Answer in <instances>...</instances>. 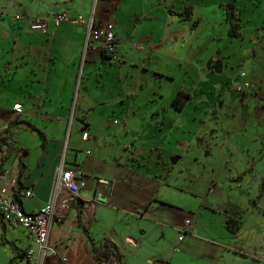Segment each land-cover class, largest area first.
Listing matches in <instances>:
<instances>
[{
	"label": "crops",
	"instance_id": "obj_1",
	"mask_svg": "<svg viewBox=\"0 0 264 264\" xmlns=\"http://www.w3.org/2000/svg\"><path fill=\"white\" fill-rule=\"evenodd\" d=\"M92 1L29 0L33 9L26 4L17 7L20 14L0 12V187L14 186L18 179L22 186L17 192L20 208L25 213H31L53 200L54 179L61 164L65 168H73L81 184L75 197L66 188L58 191L54 217L47 236V247L51 252L45 253L41 264H106L98 262L94 257L85 226H88L89 233L96 240L104 236L111 238L123 251L125 264H153L159 260L174 264H199V256L192 258L193 249L217 245L223 249L209 260L205 256L204 264H239L237 256H250L236 249L231 251L227 240L203 238L199 240L200 243H195L192 239L194 236L191 239L184 236L179 238L183 231H186L184 235L196 233L199 225L193 219V208H180L176 212L174 190L177 188L170 185L168 180L169 162L176 155L184 154L181 145L192 140L188 134L192 133L190 125L184 119L186 110L189 107H192L191 111L203 108L206 113H210V108L216 107L221 101L222 94L206 95L204 91L207 89H203L200 78L192 87L189 85L188 70L180 69L173 73L162 66V62L155 64L150 60L151 56L160 53V48L163 49L160 45L162 38L167 44L175 38L200 33L204 26L202 22L208 23L202 12L204 6H195L194 3L199 0H182L181 7L174 9L172 5L166 6L169 0H160L161 8L153 6L148 13L142 14V19L135 22L131 21V17H128V21H122L116 14L114 33L120 59L113 62L105 58L101 43L92 39L87 47L91 49L89 61L95 62L98 58L103 64H120L124 56L123 48L127 46L145 54L146 60L141 65L149 72L144 79L145 84L140 83L138 93L147 91L143 88L146 85L150 94L143 95L144 100L140 102L142 124H128L125 119H121V115L114 116L115 112L111 109L107 112L101 109L91 114L86 111L87 107L95 109L97 104L105 100L91 102L87 99L78 104V109L74 108L66 140L80 55L88 34L85 23L91 19L96 25L110 21L91 13ZM118 1L131 3L137 0ZM227 1H233L240 11V2ZM161 2L165 3L163 7ZM249 2L253 6L252 11L256 12V5L262 0ZM220 3L211 5V8L217 6L221 11ZM185 5L192 8V15L189 20L181 21L175 12L181 11ZM159 9L158 14L154 13ZM56 12H66L70 18L80 16V22L54 25L48 20L45 31L28 29L31 16L45 18ZM17 14L22 16L19 20L14 19ZM174 20L184 25L178 26ZM145 21L151 22L155 28L143 29ZM244 23L242 17L243 37L235 40L228 36L222 37L197 72L198 76L212 74L211 80L214 85H218L219 90L223 83L214 78V70L209 66L210 59L219 60L218 66L221 67V73L225 74L226 81L231 80L233 75H239L238 66L234 67L229 62L236 51L242 55L243 44H237L248 37L246 31L249 37L254 33L249 28L245 29ZM172 28H181L183 32L175 34ZM210 33L211 38L216 40V34L213 31ZM137 38L139 42L135 41ZM184 82L186 89L183 88ZM165 83L167 94L163 88ZM179 90L191 95L181 110L171 104ZM16 103L21 105L20 112L13 109ZM84 132L89 133L87 139L82 138ZM65 141L66 153L62 157ZM11 147H20L26 151L21 157V170L18 152ZM2 156H5L3 161ZM26 190L31 193L29 197L23 196ZM91 211L93 215L89 219L90 223H87L86 213ZM185 219H191V226L187 230ZM155 227L179 234L175 246L178 250L174 247L175 252L179 248L182 252L178 261L174 260L177 253H173L170 258L147 256L143 261L144 239L154 234ZM2 232L3 237L18 250L25 253L27 249H32L30 260L36 258L38 248L24 229L0 218V264H4L6 257L12 255L11 251L6 254L3 249L7 244L1 242ZM18 259H21L20 262H17ZM26 260L24 257L17 258L12 264H26Z\"/></svg>",
	"mask_w": 264,
	"mask_h": 264
},
{
	"label": "rangeland",
	"instance_id": "obj_2",
	"mask_svg": "<svg viewBox=\"0 0 264 264\" xmlns=\"http://www.w3.org/2000/svg\"><path fill=\"white\" fill-rule=\"evenodd\" d=\"M181 1L169 0L166 6L172 5V8L179 9ZM220 1L226 2V0L195 2L196 7L204 6L202 12L208 19V23L202 22L204 26L200 33L175 38L167 44L162 38L160 45L163 49L160 48V53L150 58L155 64L162 62L161 65L173 73H177L180 69L188 70L189 85L192 87L200 78L203 89H207L204 94H222L221 101L216 107L210 108V113H206L203 108L191 111L192 107H189L186 110L184 119L190 125L192 133L188 134L192 136V140L186 145H181L184 154L176 155L169 162L168 180L170 185L177 188L174 190L176 212H179L180 208L184 210L193 208V219L199 225L196 233L184 235L181 232L180 237L191 239L194 236L192 239L195 243H200L199 240L203 238L227 240L231 251L236 249L257 259L239 255L237 256L239 264H264V192L257 198L261 182L264 181V8L262 7L264 0L256 5V12L252 11L253 6L249 0H243L245 4L242 0H236L240 2L244 28H249L254 33L249 37V32L246 31L248 37L237 44L238 46L243 44L242 55H238L240 51H236L231 55L230 60H232L229 63L234 67L238 66V71L244 72L246 76L233 75L230 77L231 80L226 81L225 74L213 71L216 81L223 83L219 90L218 85H214L211 80L212 74L198 76L197 72L209 58L213 48L219 44L218 41L227 36V24L222 10L220 11L217 6L211 8V5ZM254 1L257 3L261 0ZM26 4L33 9L29 0H0V12L20 14L17 7ZM161 4L163 7L165 3L161 2ZM153 6L161 8L160 0H137L131 3H121L118 0H93L91 13L93 15L96 13L97 16L113 23L116 14L122 21H128V17H131V21L135 22ZM165 11L167 12L166 8ZM159 12L160 9L155 10L154 13ZM175 16L178 18V15ZM174 24L184 25L176 20ZM143 27V29L155 28L149 21H145ZM172 30L175 34L183 32L181 28H172ZM211 31L216 34V40L211 38ZM135 41L139 42L138 38ZM86 47L85 40L80 55L66 140L69 137L74 108L87 99L91 102L105 100L104 103L97 104L95 109L91 106L87 107L86 111L91 114H96L101 109H105L106 112L111 109L115 112L114 116L121 115V119H125L128 124L134 123L133 126H140L142 124L140 102L144 100L143 95L150 94L146 85H143V88L147 91L138 93L140 83L145 84L144 79L149 72L141 65L146 60L145 54L127 46L123 48L124 56L120 64H103L98 58L95 62L89 61L91 49ZM208 69L207 67L206 70ZM193 75L196 76L192 78ZM246 79L256 89L247 92L236 91L234 85H242ZM164 87V93L167 94V83ZM183 88L186 89L185 82ZM131 94L135 96L132 97ZM66 147L67 141L62 157L65 156ZM256 198L255 204L253 201ZM226 214H232L242 220V227L236 234L227 232L223 227ZM178 235L177 232L163 231L155 227L154 234L144 239L143 261L145 262L147 256L170 258L173 253H177L174 260L178 261L182 256L180 248L177 252L174 250ZM3 249L6 254L11 251L8 245L3 246ZM221 249L223 248L218 245L195 247L192 258L199 256L201 258L199 264H204L205 256H208L207 260H209L218 255ZM20 260L18 259L17 262ZM8 261L9 257H6L4 264H8Z\"/></svg>",
	"mask_w": 264,
	"mask_h": 264
},
{
	"label": "built area",
	"instance_id": "obj_3",
	"mask_svg": "<svg viewBox=\"0 0 264 264\" xmlns=\"http://www.w3.org/2000/svg\"><path fill=\"white\" fill-rule=\"evenodd\" d=\"M21 18L20 15H14V19ZM69 15L65 12L54 13L51 17H37L33 16L28 22V29L32 31H45L47 27L48 20H51L54 25H59L60 23L67 21ZM74 23L80 22V16L77 18H72ZM86 26L88 29L87 38L91 36L93 39L101 43L102 51H104L108 60L116 62L120 58L117 55L116 49V37L114 33V23L112 21H106L95 25L91 20L86 21ZM52 34V33H51ZM244 76V73H241ZM253 87L252 84L248 82H243L242 85H235L236 90H241L243 88ZM21 105L16 103L13 104V109L16 112H20ZM89 133L84 132L82 134L83 139H87ZM77 172L73 168H65L61 164L57 168L56 177L54 179V198L47 204L39 208L35 212L25 213L22 211L20 206L12 199L10 186L0 187V218L3 221L12 222L20 225L25 234L36 244L38 248V254L36 258L30 260V256L33 254L32 249H27L25 252L26 264H41L42 259L46 252H51V249L47 247V236L49 225H51L52 219L54 217L55 211V198L58 191L61 188H66L72 197L78 195L80 188V182L77 180ZM31 195L29 190L23 192L24 197H29ZM185 229L187 230L191 226V219H186ZM186 231H183L184 234ZM182 237H180L181 239Z\"/></svg>",
	"mask_w": 264,
	"mask_h": 264
},
{
	"label": "trees",
	"instance_id": "obj_4",
	"mask_svg": "<svg viewBox=\"0 0 264 264\" xmlns=\"http://www.w3.org/2000/svg\"><path fill=\"white\" fill-rule=\"evenodd\" d=\"M220 9L223 12V16H224V21L227 24V36L230 39H241L243 37V27H242V17H241V13L237 7V5L233 2V1H227V2H222L219 4ZM57 13V12H56ZM66 13V12H65ZM176 15H178V18L182 21V20H189L191 15H192V8L188 5H185L183 7V9L181 11H176L175 12ZM18 15V14H17ZM69 15V14H68ZM21 16V15H20ZM52 16V15H51ZM49 16V17H51ZM22 17V16H21ZM33 17V16H31ZM30 17V18H31ZM70 17V15H69ZM20 18L16 19L19 20ZM72 21V18H69L67 21L64 22H70ZM73 22V21H72ZM63 23V22H62ZM196 22H193V24H195ZM96 25V24H95ZM93 38L91 36H89L86 39V46H89L90 41ZM95 40V39H94ZM86 47V48H87ZM117 48V46H116ZM102 54L104 55L105 58L106 55L104 53V51H102ZM210 68L212 70H216L218 72H221V67L218 66L219 60L218 59H210ZM241 73L244 72H239V76H242ZM246 74L244 73L245 77ZM244 82H248V81H244ZM249 83V82H248ZM251 84V83H249ZM239 85V84H237ZM234 89H235V85H234ZM250 89H256L255 86L253 87H249V88H243L241 90H236V91H249ZM191 97V95L189 93H186L182 90H179L176 95L174 96L173 100H172V106L174 108H176L177 110H181L183 107L184 102L189 99ZM4 144V143H3ZM8 148V147H7ZM14 150H17L18 152V158H19V162H20V169L23 168V162L21 157L25 154V149L23 148H14L11 147ZM5 158V156H2L1 161H3ZM1 162H0V167H1ZM20 171L18 172V176H19ZM22 188L21 183L19 182L18 179L15 180L14 186L11 189L12 191V199L20 206V202L18 199V190ZM264 192V181L261 182L260 188L258 190V195L257 198L260 197L262 195V193ZM257 198L253 201V203H257ZM93 215V211L86 213V219H87V223L89 222V219L92 217ZM227 216L225 217L224 221H223V226L224 228L232 233V234H236L242 227V220L237 217L234 216L232 214H226ZM90 223V222H89ZM88 226L84 227V230L88 236V239L91 242V248L94 254V257L96 258V260L100 263H106V264H125L124 261V253L123 251H121L120 247L109 237H101L100 239H95L88 231ZM1 242L5 243L9 246L10 250H11V257L9 258L8 264H12L17 258H21V257H25V253L22 250H18L17 247L11 243L10 241H8L7 239H5L3 237V232L1 233ZM249 256V255H247ZM250 257H253V260H257L254 256L250 255ZM153 264H172L171 262H167V261H162L159 260L157 262H154Z\"/></svg>",
	"mask_w": 264,
	"mask_h": 264
}]
</instances>
